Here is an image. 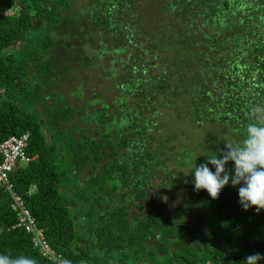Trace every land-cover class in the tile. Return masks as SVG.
<instances>
[{
	"label": "trees",
	"instance_id": "obj_1",
	"mask_svg": "<svg viewBox=\"0 0 264 264\" xmlns=\"http://www.w3.org/2000/svg\"><path fill=\"white\" fill-rule=\"evenodd\" d=\"M72 1L0 0V143L29 134L35 159L10 178L50 246L71 264H146L142 256L151 264H241L264 256V210L244 211L231 181L217 199L197 192L194 169L178 178L150 138L171 110L190 126L228 127V139L181 145L190 164L242 143L248 123L264 116H250L264 109V0H153L148 20L138 0H89L75 13L90 26L91 61L105 68L115 95L106 102L94 93L82 113L54 92L72 70L41 64L62 48L50 36ZM165 184L187 194L182 208L139 206ZM14 225L0 190V254L51 264Z\"/></svg>",
	"mask_w": 264,
	"mask_h": 264
},
{
	"label": "rangeland",
	"instance_id": "obj_2",
	"mask_svg": "<svg viewBox=\"0 0 264 264\" xmlns=\"http://www.w3.org/2000/svg\"><path fill=\"white\" fill-rule=\"evenodd\" d=\"M152 1H137V6L142 11V18L148 20V16L153 12ZM88 2L89 0L72 1L71 11L66 13L67 17L59 26L57 32L50 36L51 40L53 41L54 39V42L58 46H62V48L55 49L45 59L41 58L42 65H46L44 62L48 60L54 63L53 68L55 70L67 68L72 70L70 74L65 72L60 74L59 80L56 81L59 87H54V92L58 93L60 91L68 103L77 108V110H81L80 113L85 109L84 101L91 100L94 93L106 102L112 100L115 95L113 82L106 78L105 68L99 66L97 61H91L94 56L92 51L95 48L93 41L96 39L94 38V40L90 35V26L85 19H77L75 13L76 11H81V9L83 10ZM66 41H70L73 44V48L67 51L63 47V42ZM50 85L53 90V81ZM79 91L81 95H78ZM179 116H181L179 113L171 110L164 111L158 117L159 120H156V129L150 133V138L153 140L154 147L163 145V148L159 149L160 160L164 161L165 165L170 169L176 170L178 178L183 179L188 175L189 170L194 169V164L185 161L183 154L180 153L181 145L190 143L203 145L207 142L208 137H212L215 134L217 136L222 135L227 139L229 135L227 132L228 127H223L218 122H209L201 126H190L183 122ZM77 119L78 116L73 121L76 122ZM197 152L200 154V151ZM192 158L196 159V155L193 154ZM187 201V194H180L175 187L165 184L160 189L153 190L147 202H141L139 206L143 205L146 210H151L158 205L171 208V212H175L178 208H182ZM134 210L137 212L138 208ZM140 260L146 264H151L143 256Z\"/></svg>",
	"mask_w": 264,
	"mask_h": 264
},
{
	"label": "clouds",
	"instance_id": "obj_3",
	"mask_svg": "<svg viewBox=\"0 0 264 264\" xmlns=\"http://www.w3.org/2000/svg\"><path fill=\"white\" fill-rule=\"evenodd\" d=\"M257 112L264 113V109L253 108L250 116ZM225 148L207 157L199 166L194 163L195 190H204L212 199H217L231 181L233 187L240 186L239 203L243 210L255 208L257 213L261 212L264 210V116L257 117L255 123H248L242 143H225ZM229 162H233V170L226 168ZM209 164L215 172L208 167ZM261 260L264 256L257 252L248 255L241 264H259ZM0 264H36V261L24 255L0 254Z\"/></svg>",
	"mask_w": 264,
	"mask_h": 264
},
{
	"label": "built area",
	"instance_id": "obj_4",
	"mask_svg": "<svg viewBox=\"0 0 264 264\" xmlns=\"http://www.w3.org/2000/svg\"><path fill=\"white\" fill-rule=\"evenodd\" d=\"M29 134L10 136L0 143V190L10 200V210L15 216L13 229H21L29 237L32 248L39 256L51 264H66L69 262L61 253L55 251L46 240L43 230L38 227L35 218L27 208L22 196L15 190L11 174L20 166L34 161L27 154ZM35 187L29 189L33 193ZM71 264V263H70Z\"/></svg>",
	"mask_w": 264,
	"mask_h": 264
}]
</instances>
